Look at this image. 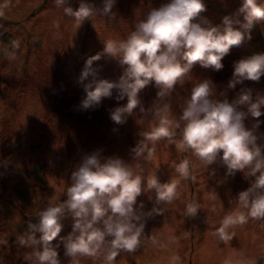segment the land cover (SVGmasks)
<instances>
[{
  "label": "rangeland",
  "instance_id": "rangeland-1",
  "mask_svg": "<svg viewBox=\"0 0 264 264\" xmlns=\"http://www.w3.org/2000/svg\"><path fill=\"white\" fill-rule=\"evenodd\" d=\"M67 2L77 7V0ZM166 2L116 0L113 15L94 13L77 28L63 6L53 0H0V264H35L34 246L19 244L18 237L27 236L28 221L38 219L40 208L64 198L71 171L93 151L101 160L122 158L144 177L156 174L161 182L178 180V196L157 204L159 212L143 217L140 244L133 251L121 250L113 264H169L173 255L180 257L176 264H222L226 258L232 264H264V218L250 217L233 225L234 234L226 241L215 232L221 218L236 209L238 191L249 186L252 177L247 169L227 174L219 154L205 165L190 148L179 150L167 138L153 142L151 159L132 154V146L142 138L140 131L155 123L149 106L164 102L156 98V86L150 83L140 90V103L147 110L140 112L137 105L123 123L114 122L109 115L127 99H116L115 88L96 106L85 109L80 105L86 95L83 84L92 79L90 74L84 81L78 80L85 58L100 51L104 39L126 37L150 8ZM94 3L100 6V0ZM204 3L205 9L194 18L201 23L219 24L226 14L243 19L242 14H235L241 0ZM249 31L250 38L231 46L222 57V68L214 70L194 62L164 98L172 118L178 119L193 84L205 78L213 82L212 95L218 99L226 96L231 101L242 88H250L253 98L264 95V74L259 80L245 79L227 87L233 61L264 52V20ZM93 66L97 78L116 80L122 72L117 60L104 54ZM238 108L246 110L244 105ZM243 119L245 127L257 134V143H264V111L259 117L248 114ZM185 158L189 174L180 176L175 164ZM154 196V191H141L136 198L140 211L152 209ZM188 202L198 205L195 215L185 214ZM62 223L58 236L71 231L70 216ZM58 256L61 264H103L101 256L75 260L65 256L62 241Z\"/></svg>",
  "mask_w": 264,
  "mask_h": 264
},
{
  "label": "clouds",
  "instance_id": "clouds-1",
  "mask_svg": "<svg viewBox=\"0 0 264 264\" xmlns=\"http://www.w3.org/2000/svg\"><path fill=\"white\" fill-rule=\"evenodd\" d=\"M53 2L63 6V12L78 28L94 13L113 15L116 0H100V6L94 0H77L75 8L67 0ZM204 9V0H167L159 7L150 8L126 37L104 39L103 48L87 56L80 71V81L92 76L83 84L86 95L80 105L85 109L96 106L102 97L111 96L115 88L116 99L125 96L127 99L109 115L114 122L123 123L137 105L140 112L147 110L140 103L138 93L152 83L157 87L156 98L164 102L149 106L155 123L149 130L140 131L142 138L131 149L134 157L151 159L153 142L167 138L179 150L190 148L205 165L219 154L227 174L247 169L248 176L252 177L249 186L238 191L236 209L225 214L215 229L219 238L226 241L234 234L230 230L233 225L243 224L250 217L264 218V143H257V134L245 127L243 119L248 114L261 115L264 95L258 93L253 98L250 88H242L231 101L226 96L218 99L212 95L213 82L205 78L191 87L178 119L170 116V105L164 98L189 73L194 62L214 70L222 68V57L230 47L250 38L249 30L254 23L264 20V0H241L235 14H242L243 19L226 14L219 24L194 19ZM102 54L116 59L122 66L118 79L97 78L93 61ZM262 74L264 52H254L233 61L227 87L232 88L245 79L259 80ZM238 105L246 106V110ZM259 123L256 121L257 125ZM175 170L180 176H187V158L175 164ZM177 184L175 179L161 182L156 174L144 177L118 156L101 160L96 151L85 154L70 173L64 198L38 210V219L28 221L27 236L18 237L19 244L34 246L35 264H61L58 256L61 241L64 255L73 260L81 256H101L103 264H113L121 250L133 251L138 247L144 228L143 217L159 212L157 204L176 198ZM142 190L155 194V204L148 212L140 211L137 205L136 198ZM197 209V204L188 202L184 211L190 216L195 215ZM68 216L71 231L58 236L62 220ZM54 238H57L55 243ZM152 239L155 243V238ZM179 259L178 255H173L169 264H176ZM222 264H232V261L226 258ZM247 264H255V261Z\"/></svg>",
  "mask_w": 264,
  "mask_h": 264
}]
</instances>
